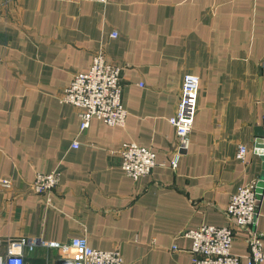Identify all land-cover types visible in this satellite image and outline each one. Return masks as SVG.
<instances>
[{
  "label": "crops",
  "instance_id": "0c3cea01",
  "mask_svg": "<svg viewBox=\"0 0 264 264\" xmlns=\"http://www.w3.org/2000/svg\"><path fill=\"white\" fill-rule=\"evenodd\" d=\"M99 50L122 68L126 124L93 118L81 130L77 107L61 97ZM263 58L264 0H0V177L13 184L0 185V254L25 238L27 262L61 264L62 245L86 237L120 248L123 264H195L185 232L228 224L232 194L264 178L253 149L263 135ZM188 73L200 77L197 110L173 167L170 118ZM129 142L156 152L150 174L123 169ZM53 170L59 185L35 193V175ZM256 228L264 252V200ZM247 237L236 228L242 264Z\"/></svg>",
  "mask_w": 264,
  "mask_h": 264
},
{
  "label": "built area",
  "instance_id": "2783aa9c",
  "mask_svg": "<svg viewBox=\"0 0 264 264\" xmlns=\"http://www.w3.org/2000/svg\"><path fill=\"white\" fill-rule=\"evenodd\" d=\"M94 1L107 4L109 0ZM116 36V33H114ZM264 67V58L262 60ZM200 77L188 73L184 76L181 97L175 114L170 118L179 139L180 151L172 158V166L177 167L181 150L187 147L193 129ZM122 68L110 62L104 50L97 51L88 72L77 73L62 94V101L73 104L78 109L81 130L90 126L93 118H98L112 126L126 124L127 110L123 105ZM263 135L257 138L253 149L264 162V114L262 116ZM78 142L72 147L77 148ZM248 147L241 145L237 157L244 159ZM122 167L132 178L138 179L150 174L156 166V152L135 142L125 143L120 150ZM58 170L49 173L38 172L32 182V190L41 195H49L60 183ZM0 185L12 187V181L0 177ZM264 200V178H258L241 186L233 193L225 210L228 224L202 225L190 229L185 235L192 239V254L195 264H242V256L232 252L236 228L248 231L247 241L251 253L247 264H261L264 260L263 236L257 230L260 208ZM47 204L51 200L47 198ZM26 239L9 240L4 254H0V264H30L25 260ZM58 246V243H50ZM67 257L61 264H123L120 248L100 250L93 248L86 237L73 238L63 244Z\"/></svg>",
  "mask_w": 264,
  "mask_h": 264
}]
</instances>
